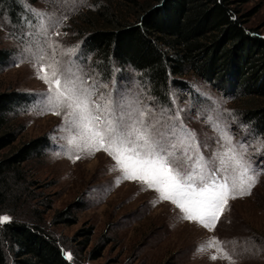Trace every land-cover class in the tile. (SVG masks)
Masks as SVG:
<instances>
[{"label":"rangeland","instance_id":"374dc122","mask_svg":"<svg viewBox=\"0 0 264 264\" xmlns=\"http://www.w3.org/2000/svg\"><path fill=\"white\" fill-rule=\"evenodd\" d=\"M106 4L135 21L137 9L126 0H24L21 23L0 14V47L10 54L0 71V92L19 91L31 97L18 113L11 114L13 123L23 130L4 154L36 138L49 142L42 155L25 163L29 178L36 181L29 203L42 209L45 202L53 201L46 214L48 223L56 212L72 209L77 223L51 226L70 246L67 256L71 258L77 231L94 227L88 253L98 243L106 248L100 258H85L83 264H264V136L242 118L244 109L264 106V98L239 99L216 84L188 74L181 78L188 89L172 88L169 100L162 103L130 65H115L106 79L83 48L89 30L105 27L98 12ZM241 10L247 15V27L264 34V0L244 2ZM46 40L54 43L55 52ZM73 48L74 55H62ZM40 49L47 53L45 65L53 59L74 61L82 77L89 85L94 83L98 92L110 94L126 106L150 109L149 120L159 121L158 126L165 129L174 128L177 138L183 137L182 130L193 133L205 160L226 150L222 135L227 134L251 165V174L256 175L251 194L230 199L209 231L197 221L182 219L180 209L170 201H160L158 193L144 190L146 185L139 181L121 179L117 185L122 173L114 170L115 161L106 152L87 155L73 151L69 159L67 133L60 130L63 114L54 115L46 107L48 85L37 76ZM213 238L220 241L217 247L223 252L216 247L200 251ZM224 253L230 259L224 258ZM212 255L217 259H210Z\"/></svg>","mask_w":264,"mask_h":264},{"label":"trees","instance_id":"16d2710c","mask_svg":"<svg viewBox=\"0 0 264 264\" xmlns=\"http://www.w3.org/2000/svg\"><path fill=\"white\" fill-rule=\"evenodd\" d=\"M126 1L137 9L135 21L106 4L98 12L105 27L85 34L84 51L106 79L115 65H130L162 103L169 100L172 88L188 89L181 79L188 74L239 99L264 98V34L246 25L241 5L249 0ZM23 13L24 0H0L1 16L21 23ZM9 58V51L0 47V71ZM29 101L27 93L0 92V216H13L0 224V264H83L85 258L98 259L106 246L98 243L88 253L93 226L77 231L74 257L69 259L70 246L51 226L77 223L72 209L56 212L48 223L53 201L42 209L29 203L36 181L29 178L25 163L42 155L49 142L36 138L4 154L23 130L11 114ZM242 118L264 136V106L244 109Z\"/></svg>","mask_w":264,"mask_h":264},{"label":"snow or ice","instance_id":"6c2138e0","mask_svg":"<svg viewBox=\"0 0 264 264\" xmlns=\"http://www.w3.org/2000/svg\"><path fill=\"white\" fill-rule=\"evenodd\" d=\"M41 29L46 35L43 26ZM45 42L55 52L54 43ZM75 51L68 49L62 55L71 56ZM40 53L36 57L37 76L48 85L46 107L54 115L63 114L60 130L67 133L69 159L73 151L87 155L106 152L115 161L114 170L122 173L117 185L121 179L139 181L146 185L144 190L158 193L160 201H170L180 209L182 219L197 221L209 231L230 199L251 194L256 175L251 174V165L227 134L222 135L226 150L205 160L193 133L182 130L183 137L177 138L174 128L165 129L158 126L159 121L149 120L150 109L126 106L110 94L98 92L94 83L89 85L82 77L74 61L53 59L45 65L47 53L43 49ZM9 220L0 216V224ZM219 244L213 238L200 251L216 247L223 252ZM224 258L230 259L226 253Z\"/></svg>","mask_w":264,"mask_h":264}]
</instances>
